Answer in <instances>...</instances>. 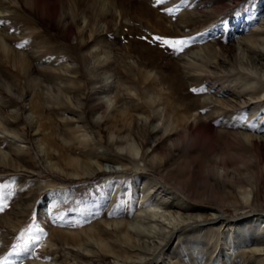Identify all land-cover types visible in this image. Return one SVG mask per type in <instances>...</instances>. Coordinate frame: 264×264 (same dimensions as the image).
Listing matches in <instances>:
<instances>
[{"label":"bare ground","instance_id":"obj_1","mask_svg":"<svg viewBox=\"0 0 264 264\" xmlns=\"http://www.w3.org/2000/svg\"><path fill=\"white\" fill-rule=\"evenodd\" d=\"M102 1L105 4L109 3L110 11L100 15V17L90 18L85 9L95 5V0H0V25H2L0 27V57L2 55L6 62L12 64L18 73L24 77L25 84L33 90L31 97L28 99V111L31 117H36L38 124L35 131L38 134L42 135L43 131L50 128L47 126L50 121L43 114L45 110L44 103H54L55 101L57 111L61 114L60 120L62 122L66 121L68 118L62 111L61 107L63 106L60 105H64L69 111L78 114L76 110H72L70 107L71 103H78L80 111L84 114L86 103L83 99L80 100L77 95L84 94L87 87L84 80L80 83L83 71L80 67L73 66L75 59L79 60V57L70 51L68 52L67 49L65 52H60V55L67 62L66 65L59 67L56 65L57 63L48 62L52 72L50 74L46 72L47 70L44 73L39 72L40 69L37 65L39 63L37 62L43 60L41 59L42 53L37 56L33 39L41 36L42 32L34 30L32 20L35 21V17L46 18L52 24L56 21L59 22L61 27H57L58 34L64 32L66 37L75 35L78 41L74 49L86 52L80 55V60L86 66L88 65V73L93 79L99 78L101 81H105L104 87L95 89L93 94L104 100L103 103H113V107L110 108V105L106 103L97 102L91 107V114L97 113L99 115L98 121L90 122L86 116H78L82 123L74 126V129L70 131V135H67L68 139L65 137V133L61 135L64 144L78 143L77 146L81 147L79 155L77 153L72 155L63 148L57 149L54 140L50 138L52 136L50 132L39 137L38 146L42 151H46L50 166L62 173L70 171L72 175L91 178V176L101 174L102 171L99 169L102 168L103 161L112 162L116 160L122 165L123 171L109 169L104 175L101 182L108 186L107 192L111 193V190L117 188L118 185H121L124 189L126 182H131L132 185V183L139 181L138 185H134V214H129L127 211H123L122 208L112 210L113 206L108 204L107 198L104 204L107 207L109 206L108 212L97 217L99 220L88 226L61 231L63 235L57 236V241H65L67 244L80 248L84 252L82 257H85V260H92L95 252L101 251L105 255L113 254L120 259L122 257L125 260H132L134 264H152V258L155 257L156 253L158 255L162 254L163 248L169 242L175 238L179 240L183 230L189 233L188 237L184 238L185 243H190L191 235L204 232L209 240L217 235L215 245L220 246V248L228 245L230 250L239 244L240 248L242 247L241 255L249 252L254 256L255 264H263L264 121L256 122L255 117L256 113L264 107V80L262 79L264 77V23L253 25L255 21L251 22L252 18L255 17L254 15L262 12L260 3L255 4L243 16L234 18L235 23H238L237 33H240L247 23L253 25L251 28L256 30L255 34L245 35L243 40L236 41L233 48V51L235 48L241 51L239 59L241 68L256 74V76H252L249 73L236 72L237 79L234 81L239 87L236 93L248 96L242 107L238 108V111L245 110L247 122L241 123L239 127L233 124V127L225 128V126H228L225 121L214 128L210 125L211 123H205L203 120L208 117L222 119L228 112L233 116L234 110L230 101L223 100V102L216 99V97L213 100L210 94H206L199 103L200 107H207L210 110L206 111L204 115L196 111L192 118V106L195 105L198 109L197 105L199 103H196L193 97L191 102L184 107H179L172 102L171 98L180 87V80L176 75L164 74L162 68H166V66L171 69V72L175 69L173 63L169 65H165L161 61L158 63L157 57L160 53L158 48L139 42L140 45L127 48L133 56L131 62L124 59L119 60L116 57L109 60L110 41L100 36L103 32L108 31L109 21L113 15L123 18L126 17L128 12L135 13L138 15L136 17L144 19L145 23L151 21L149 22L151 30L173 36L171 28L174 24L170 19L174 16L185 15V12L170 16L171 18L168 16L170 23L166 25L162 21V15L144 5L141 0H139V6L131 9L132 11L126 8L121 0ZM170 1L172 0H169L168 4L165 5V9L168 11L174 9ZM81 3L84 5L83 10H75V6ZM198 6L199 4L196 7ZM99 20L103 23L99 24ZM92 24H95V26ZM206 24L203 23L202 27ZM11 26H13V29L15 28L18 35L7 32ZM181 28L183 29V27ZM223 28L226 29V27ZM215 32L214 28L206 27L204 32L197 36L194 34L193 40L197 38L196 40L203 42L205 41L204 36L209 34L215 36ZM47 44L49 45L46 47L47 50L56 48L55 44ZM220 55L214 44H204L188 51V54L185 55L186 60L183 59V66L193 68L205 63L202 60H208L209 62L212 60L215 65L218 63V66H220L230 59ZM243 58H245V62L242 61ZM1 63L0 61V66L3 65ZM208 63L205 64L206 67ZM2 67H0V89L17 94L19 97L23 96L14 74L8 73V71L4 73ZM231 68L237 70L236 65H232ZM61 69H65L70 75L62 73ZM154 83L160 85L158 90L152 87ZM119 91H124L130 98V102L133 104L132 107L125 101L120 103ZM112 93L113 95H111ZM138 100L141 101L138 102ZM1 101L0 132L10 134V137L18 140L23 138L22 132L12 127L13 122L6 118V115H8L14 119L16 115L5 113L4 106L7 102ZM11 101L10 98L9 103ZM214 101L217 105L214 104ZM159 106H162L164 131H158L155 126L151 130L143 131L147 127L146 120L154 121L158 119L157 115L160 112L157 108ZM248 108L249 111L246 112ZM213 113L215 114L213 115ZM142 114H144L142 119L144 122L141 125L143 129H137V135L130 130V125L132 122L134 128L138 121L137 115ZM31 117L29 118L31 119ZM117 122L120 124L117 125ZM92 128L96 129L97 133L107 130L106 139L103 142L100 139L97 140ZM230 137L237 143L239 153L245 154V161L234 163V165L227 164L225 156H223L217 145L220 140ZM109 142H112L113 147L118 148L120 151L124 150L125 153L115 152L111 154V158L106 157L109 155L106 146ZM150 142L154 145L150 146L151 149L148 151L147 146ZM93 146H104V155L90 149ZM187 146L198 150L195 152L189 151ZM19 150L17 149V151ZM17 151L10 152L0 148V161H3L2 158H4V160L13 161L16 165L26 167L25 156ZM175 151H177L178 159L190 157L194 159V162H198L204 158V165H199L198 168L201 169L202 167L204 171L210 172L207 179L211 180L210 183L213 186L210 187L211 190L208 196L219 203L226 198V194H231L234 197V201L229 203L231 206L224 207L226 211L232 210V207L237 209L249 206L254 207L256 211L249 214H239L231 219L210 216L211 214L208 213L205 207L191 204L188 201L191 193L186 190L183 181H180L182 179L180 163L176 161L177 159L173 162L169 161ZM138 154L139 159L136 160L135 155ZM92 159L95 165L90 162ZM139 168L156 172L168 184L173 183V186H175L173 188L176 191L170 192L167 187L158 185L159 183L154 181L153 178L140 175L139 172H136ZM122 173L126 175H122ZM128 174H131V177L128 176L126 181L122 182V176L126 178ZM140 184L141 186H139ZM152 191L154 192L152 193ZM224 193L226 194L224 195ZM94 197H96L94 204L103 202L101 197L97 195ZM113 204H116L115 199ZM61 220L56 219L54 222L55 224L63 223L64 220ZM102 223L105 227L102 226ZM56 227L61 228L62 226L56 225ZM107 227H110V229L108 230ZM215 228L218 230L217 233ZM219 230H222V232ZM213 231H215L214 234H212ZM220 233L223 235V239L225 238L222 243L223 247L219 245ZM153 238L157 240L156 244H151ZM117 243H120V245ZM204 245L205 243L201 245V248ZM174 249H177V252L167 253L168 258L174 259L170 255L178 253V245ZM130 252L133 254H130ZM90 254H93L92 257H90ZM96 257L101 259L102 256L97 254ZM137 257L139 259L135 262L134 260Z\"/></svg>","mask_w":264,"mask_h":264},{"label":"rangeland","instance_id":"obj_2","mask_svg":"<svg viewBox=\"0 0 264 264\" xmlns=\"http://www.w3.org/2000/svg\"><path fill=\"white\" fill-rule=\"evenodd\" d=\"M95 1V5L91 6L89 9H85L88 17H100V15L110 11L111 7L109 3L105 4L102 0ZM121 1H123L122 4L130 10L136 8L139 6L138 4H140L139 0ZM168 1L169 0H141L144 5L161 14L162 21H164L166 25H169L170 20L172 21L174 25L171 28V34L173 36L164 35L160 32L151 30L149 23L151 21L145 23L146 21L141 18L138 19V17H136L138 15L135 13L134 15L128 12L126 13V17L123 18L113 15L109 21L108 31L100 35L103 39L105 37V40L108 39V41H110L111 48L109 60L116 57L119 60L124 59L127 62H131L133 56L128 52L127 48L140 45L139 42L158 48V50H160L159 56L157 57L158 63H160V61L165 65L173 63L175 69L171 72V69L166 66V68H162L164 74L176 75L180 80V87L171 98L174 104L179 107H184L191 102L192 97L195 99L196 103H199L202 101L203 96L210 94L213 100L216 97V99H220L221 101H230L234 112L232 113L233 116L228 112L222 119L218 117L215 119L211 117L205 118L203 120L205 123H211L210 125L214 128H217L225 121L228 124L225 128L233 127V124L239 127L241 123H246L247 116L245 115V110L241 109L238 111V108L242 107L243 102L248 99V96L244 94L238 95L236 93L239 87L234 81L237 79L236 72L249 73L252 76H256V74L241 68L239 65L241 51L236 48L233 51V48L236 41L243 40L245 35L255 34L256 30L251 28L253 25H262V23H264V0H172L170 3L174 9H171V11L165 9V5L168 4ZM257 3L261 5V14L257 13V15H254L255 17H253L251 21H255L253 25L247 23L244 29L241 30L240 33H237L238 23H235L236 21L234 18L243 16ZM197 4H199L198 7H196ZM75 7V10H83L84 5L81 3ZM183 11L185 15L174 16L169 20V18H171L170 16L179 14L180 12L183 13ZM168 16L169 18H167ZM256 20L259 21L257 22ZM32 23L34 30L42 32L41 36L33 39V43L37 50V56L42 53L41 59L43 60L37 62L39 63L37 64L40 69L39 72L44 73V71L47 70L46 72L50 74L52 68L49 67V63H57L56 65L59 67L66 65L67 62L65 58L60 55V52H65L66 49L68 52L70 51L79 57V60L75 59L73 66L80 67L81 71H83L80 83L84 80L87 88L84 90V94H78L77 97L85 101V113L83 114L82 111H80L79 104L75 102L71 103L70 107L72 110H76L78 114L69 111L64 105H60L63 106L61 107L62 111L68 118V120L62 122L60 120L61 114L57 111L56 102L44 103L45 110L43 114L44 117L49 119L50 123L47 124V126L50 128L42 132V135L48 134L49 132L51 133L52 136H50V138L54 140V145L57 149L63 148L72 155L76 153L79 155L81 147L77 146L78 143L64 144L61 135L65 133V137L68 139L67 135H70V131L74 129V126L82 123L81 120L78 119V116H86L90 122L99 120V115L97 113L91 114V107L97 102L103 103L104 100L99 99V97L97 98L96 95L93 94V91L104 87L105 81H101L99 78L93 79L91 77L87 70L88 65L86 66L80 60V55L86 52L84 50L77 51V49H74L78 41L74 34L69 37H66L64 32L58 34L57 27H61L59 22L56 21L52 24V22H49L46 18L40 19L35 17V21L32 20ZM98 23L102 24L103 22L100 21ZM203 23L207 24L202 27ZM92 25L95 26V24ZM0 27H2V25H0ZM181 27H183V29ZM206 27L210 29L214 28L216 35L213 36V34H209L204 36L205 41L203 42H201V40H196L197 38L193 40L194 34L197 36L204 32ZM223 27H226V29ZM9 28L7 32L18 35V32L15 31V28L13 29V26ZM156 36L182 38L186 42L178 46L177 49H173L156 41L154 39ZM47 39V43L55 44V49H46V47L49 46L46 43ZM207 41L215 45L221 57H229L230 59L220 66H218V63L215 65V62L212 60L210 62L208 60H202L205 62L202 63L203 65L199 64L193 68L184 67L183 59H185V55L188 54V51L198 46L209 44ZM57 56L61 57L58 58ZM0 61L2 62L1 64H3L0 66H3L2 68L4 70L2 69V71H5L4 73L8 71V73L14 74L16 82L19 84V90L23 93V96L21 95L19 97L17 94L8 93L0 89L1 100L7 102L5 103L6 106H4V112L14 113L16 115L14 119L8 115H6V118L10 122H13L14 125H12V127L20 130L23 134V138L18 140L10 137V134L0 132V148H4V150L10 152L21 149L17 152L23 154L26 160V167L16 165L13 161L4 160V158H2L3 161H0V208L4 209L0 211V264H134L132 260H125L122 259V257L120 259L113 254L105 255L103 254L104 252L101 251L95 252L94 255L90 254V257L93 255L92 260H85L86 258L82 257L84 252L80 248L78 249L77 246L67 244L65 241H57L56 237L63 235L61 231H68L66 229H75L85 225L88 226L99 220L97 217L108 212L109 206L107 207L104 204L107 198L108 204L113 206L112 210H120V208H122L123 211L134 214V185H138L139 181H136L137 183H132V185L131 182H126V184H124V189L121 185H118L117 188L111 190V193L107 192L108 186L101 182L104 175L109 169L123 171L122 165L116 160L112 162L103 161L102 168L99 169L102 171H100L101 174L91 176V178L72 175L70 171L62 173L55 168L53 169L50 166L46 151H42L37 143L39 137H42V135L35 131L38 124L36 117H31L29 115L28 99L31 97L33 90L25 84L24 77L18 73L12 64L6 62L2 55ZM242 61L245 62V58H243ZM206 63L209 64H207V67L205 66ZM232 65H236V71L232 70ZM60 71L69 74L65 69H61ZM116 77H114L115 80H117ZM262 79L264 80V77H262ZM152 87L158 90L160 85L154 83ZM86 95L88 96L87 98ZM111 95H113V93ZM119 95L121 98L120 103L125 101L132 107L133 104H131L130 98H128L124 91H119ZM83 97L86 98V100H84ZM10 98L12 99L11 103H9ZM1 100L0 105L2 104ZM140 101L141 100H138V102ZM106 104L110 105V108L113 107V103ZM214 104L217 105L215 101ZM197 107L199 108L197 109L195 105L192 106V118L196 114V111L204 115L206 111L210 110V108L207 107H200V103ZM157 109L160 112L157 115L158 119L154 121L146 120L147 127L143 129L141 125L144 122V120H142L144 114L137 115V125L133 128V123L131 122L130 130L134 132V134H137V129L147 131L155 126L158 131L163 132L165 125L163 124L162 106H159ZM248 111L249 108L246 112ZM214 114L215 113H213V115ZM29 117H31V119ZM255 121L259 123L264 121V107L260 112L256 113ZM118 124L120 123L117 122V125ZM92 132L97 140L100 139L103 142L106 139L105 135L107 130H102L100 133H97L96 129H93ZM113 138L115 139V137ZM114 139L111 140L114 141ZM111 143L112 142H109L106 145L109 154L106 157L111 158V154L115 152L120 154L125 153L124 150L120 151L118 148L113 147ZM153 145L154 144L150 142L147 146L148 151L151 149L150 146ZM217 147L220 149L223 156H225L228 165H234V163L245 161V154L239 153L240 151L237 148L238 145L231 137L220 140ZM90 149L96 151L98 154L104 155V146H93ZM187 150L195 152L198 149L187 146ZM176 152L177 151L173 152L169 161L173 162L177 159L176 161L180 163L182 170V179H180V181H183L186 190L191 193L188 199L191 204L205 207L208 213L211 214L210 216H221L231 219L239 214H249L252 211H256L254 207L251 206L239 207L237 209H233L232 207V210L226 211L224 207H230L231 204L229 203L234 201V197L231 194L228 195L224 193V195L226 194V198L219 203L208 196L211 190L210 187L213 186V184L210 183L211 180L207 179V177L210 176V172L204 171L202 167L201 169L198 168L199 165H204V158L198 162H194V159L190 157L178 159V154ZM135 159H139V154L135 155ZM90 162L95 165L93 159ZM131 172L135 173L134 171ZM136 172H139L142 176L144 175V177L153 178L154 181L159 183L158 185L167 187L170 192L176 191L173 188L175 187L173 183L168 184V182H165L164 179L154 171L139 168ZM122 175L126 174L122 173ZM130 175L128 174L126 178L122 176V182L126 181L128 176L131 177ZM139 186H141V184ZM153 192L154 191H152V193ZM94 194L101 197L103 202L94 204L96 201ZM114 199L116 204H113ZM60 218L63 219L64 222L55 224L54 220H61ZM106 218H108V216H106ZM56 225L62 227L59 228L56 227ZM102 226L105 227L103 223ZM107 229L109 230L110 227H107ZM219 231L222 232V230ZM214 232L215 231H213L212 234H214ZM217 232L218 230L216 229V233ZM188 235L189 233L183 230V234L180 236L179 240L177 238L173 239L163 248L162 254L158 255V253H156L155 257L152 258V264H255L254 256L251 255V253L246 252V254L243 253V255H241L242 247L240 248L239 244L230 250L228 249V245H225L224 248H220V246L215 245V238L217 235L209 240L207 239V234L204 232L191 235L190 243H185L184 238H187ZM219 235V245L223 247L222 243L225 238L223 239L221 233ZM151 240V244H156L157 240L155 238ZM203 243H205V245L201 248ZM117 244L120 245V243ZM177 245L179 247L178 253H172L170 255L174 259L168 258L167 253L171 251L177 252V249H174ZM97 254L102 256L101 259L96 257ZM130 254L133 253L130 252ZM175 256H177L176 259ZM135 259L134 261L137 262L139 257Z\"/></svg>","mask_w":264,"mask_h":264},{"label":"snow or ice","instance_id":"obj_3","mask_svg":"<svg viewBox=\"0 0 264 264\" xmlns=\"http://www.w3.org/2000/svg\"><path fill=\"white\" fill-rule=\"evenodd\" d=\"M154 39L163 45L169 46L173 49H177L178 46L183 45L186 41L183 40L182 38H168L164 36H156ZM3 208H0V211H3Z\"/></svg>","mask_w":264,"mask_h":264}]
</instances>
